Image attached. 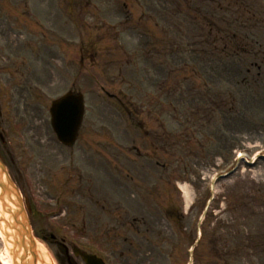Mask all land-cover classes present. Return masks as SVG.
Listing matches in <instances>:
<instances>
[{"label": "rangeland", "instance_id": "374dc122", "mask_svg": "<svg viewBox=\"0 0 264 264\" xmlns=\"http://www.w3.org/2000/svg\"><path fill=\"white\" fill-rule=\"evenodd\" d=\"M0 14L9 68L35 76L21 146L54 98L84 96L80 195L61 192L55 140L46 184L22 156L57 240L108 264H264V0H0ZM232 33L240 52L222 48Z\"/></svg>", "mask_w": 264, "mask_h": 264}, {"label": "flooded vegetation", "instance_id": "af4514ba", "mask_svg": "<svg viewBox=\"0 0 264 264\" xmlns=\"http://www.w3.org/2000/svg\"><path fill=\"white\" fill-rule=\"evenodd\" d=\"M1 13L6 15V12ZM17 16L18 14H13L15 19ZM6 41L10 40L7 39ZM5 44L7 42L2 43L0 41V193L4 192V197L18 200L21 203L26 219L25 229H29L33 237L46 246V251L52 264H70L69 260L73 261L70 258V250L73 248V243L68 240L65 244L60 242L64 241L63 238L58 239V241L57 236L51 233L53 227L47 223L49 212L38 208L31 201L30 189L27 188L28 181L25 180L23 173L22 156L24 155L25 163L31 162L35 168H38L43 173L40 179L46 184L53 178H50L53 169H51V166L54 163V159L59 157V155H54L51 147L52 141L55 140V143L67 155V162L71 163L67 169L68 177L61 185V192H67L69 196L76 193L80 195L83 178L81 177L78 166L74 164L73 159H76L80 164L81 157L73 149L79 144L81 129L78 130L74 144L67 146L60 143L50 125L51 115L49 110L51 104H49L47 109L49 129H42L39 133L38 130L36 131L33 128L34 136L30 139L31 146L27 147L24 139V145L21 146V134L29 126L22 127V108H28L27 106L35 103L32 102L33 99H38L36 96V87L33 85L35 76L30 67L29 70L22 68V71L20 70L21 68H9L12 64H9L10 58L4 55L6 53L3 50L6 47ZM25 100L27 101L25 102ZM41 125L44 126L43 123ZM33 129H30V131H33ZM66 205L64 217H66L70 202L67 201ZM10 213L16 215L23 226V220L20 216L21 213H18L17 209L12 205ZM10 222L11 224L14 223L13 220H10ZM16 226L20 228V226ZM73 264L77 263L73 261Z\"/></svg>", "mask_w": 264, "mask_h": 264}, {"label": "water", "instance_id": "95a60500", "mask_svg": "<svg viewBox=\"0 0 264 264\" xmlns=\"http://www.w3.org/2000/svg\"><path fill=\"white\" fill-rule=\"evenodd\" d=\"M52 114V126L57 134V137L63 143H71L75 138L77 129L79 127L81 117L83 114V97L81 94H73L71 92L66 93L60 99L54 101L51 107ZM2 201V195H0ZM17 212L21 210V204L19 202H15ZM2 209L5 210L6 204L2 201L1 203ZM14 216V215H13ZM24 218V216H22ZM14 218H17L15 215ZM3 219L0 218V221ZM4 221V220H3ZM5 222V221H4ZM6 227H9L14 230L15 235L19 237V241H14V246L23 247V253L19 257L20 260L26 264L25 255L27 253L28 248L25 246L24 235L28 238V245L30 251V259L28 264H35L36 260V252L34 249L33 239L30 235V232L23 228L21 231L16 229L13 225H9L5 222ZM76 255H80L83 261L86 264H103L100 259H98L94 255L86 254L83 251L78 249H74ZM15 257H13V261L15 262Z\"/></svg>", "mask_w": 264, "mask_h": 264}, {"label": "bare ground", "instance_id": "6f19581e", "mask_svg": "<svg viewBox=\"0 0 264 264\" xmlns=\"http://www.w3.org/2000/svg\"><path fill=\"white\" fill-rule=\"evenodd\" d=\"M183 191L185 193V195L188 196V192L186 187L183 188ZM9 237L13 238V235L7 234V232L4 231L3 227L0 226V239H1V243L3 245L4 248V254H0V262L1 264H12V260L13 257L16 256L18 259L19 256V249H12L10 247V245L12 244V241L9 239ZM38 252V258H37V264H50V261L48 258H46V254L44 252H42V247L38 246L37 251ZM42 250V251H41ZM46 258V259H45Z\"/></svg>", "mask_w": 264, "mask_h": 264}, {"label": "trees", "instance_id": "16d2710c", "mask_svg": "<svg viewBox=\"0 0 264 264\" xmlns=\"http://www.w3.org/2000/svg\"><path fill=\"white\" fill-rule=\"evenodd\" d=\"M246 13L247 14L241 13L242 23L244 25V26H242V28H244L245 30H251V28H255V24H257V21L255 22V20L252 19V18H255V14L254 13L252 14L250 11H247ZM247 23H249V24H247ZM240 36L241 35H237L236 33H232V34H228V36L220 37L219 40L222 42V48L224 49L226 41H229L230 46H235L234 52L235 53L240 52L239 50L244 48V46L241 45V43L243 41H242ZM217 39H218V36H216L215 40H217Z\"/></svg>", "mask_w": 264, "mask_h": 264}]
</instances>
